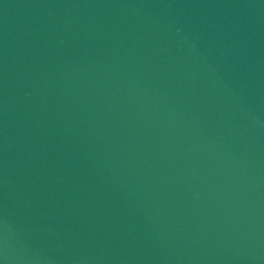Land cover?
I'll return each instance as SVG.
<instances>
[{"label": "water", "instance_id": "1", "mask_svg": "<svg viewBox=\"0 0 264 264\" xmlns=\"http://www.w3.org/2000/svg\"><path fill=\"white\" fill-rule=\"evenodd\" d=\"M0 264H264V0H0Z\"/></svg>", "mask_w": 264, "mask_h": 264}]
</instances>
